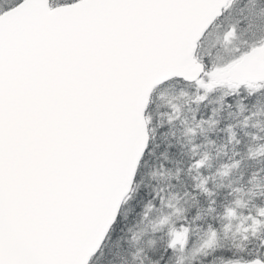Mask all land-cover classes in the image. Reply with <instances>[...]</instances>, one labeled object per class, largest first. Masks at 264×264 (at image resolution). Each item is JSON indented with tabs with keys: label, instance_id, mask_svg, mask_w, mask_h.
<instances>
[{
	"label": "snow or ice",
	"instance_id": "obj_1",
	"mask_svg": "<svg viewBox=\"0 0 264 264\" xmlns=\"http://www.w3.org/2000/svg\"><path fill=\"white\" fill-rule=\"evenodd\" d=\"M0 264H264V0H0Z\"/></svg>",
	"mask_w": 264,
	"mask_h": 264
}]
</instances>
